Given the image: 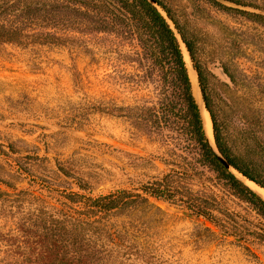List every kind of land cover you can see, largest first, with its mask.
<instances>
[{
	"label": "rangeland",
	"instance_id": "374dc122",
	"mask_svg": "<svg viewBox=\"0 0 264 264\" xmlns=\"http://www.w3.org/2000/svg\"><path fill=\"white\" fill-rule=\"evenodd\" d=\"M31 1L0 0V24L54 33L61 43L0 42V260L39 253L29 217L41 200L59 207L58 195L77 191L78 182L90 196L141 193L168 174L177 193L205 197L228 214L236 225L227 227L241 240L148 196L147 204L106 218V233L94 235L98 251L106 249L97 264H264L257 240L264 217L226 191L165 116L168 91L136 34L118 23L101 32L63 15L34 21L23 11ZM159 1L193 44L222 137L231 143L249 124L264 140V24L209 0ZM241 1L256 8L228 5L264 14V0Z\"/></svg>",
	"mask_w": 264,
	"mask_h": 264
},
{
	"label": "trees",
	"instance_id": "16d2710c",
	"mask_svg": "<svg viewBox=\"0 0 264 264\" xmlns=\"http://www.w3.org/2000/svg\"><path fill=\"white\" fill-rule=\"evenodd\" d=\"M11 1L13 0H3L5 4ZM157 1L175 23L190 54L212 122L216 146L237 171L264 189L263 137L259 131L251 129L249 124H244L237 136L238 139L231 143L222 137L206 91L205 78L195 60L193 44L169 9L159 0ZM209 1L224 9L240 11L252 21L264 24L263 13L230 6L256 8L253 5H247L241 0ZM9 6L14 7V4L11 3ZM46 6H50V9H46ZM51 10L54 15L46 17L43 14V11L51 12ZM23 11L28 15L35 14L34 21H55V16L63 15L64 20L82 19L88 24H96V29L101 32H113L114 24L118 23L123 28L127 27L129 32L136 34L145 56L154 62L168 91L163 106L165 116L168 120L177 121L182 132L197 145L201 165L214 172L226 191L248 203L256 213L264 217V201L225 169L207 144L182 54L172 31L154 6L146 0H32L25 3ZM28 38H32V41L38 44L61 43L54 33L41 32L37 35H29L19 31L15 24H0V42L24 44ZM222 70L230 78L226 70ZM148 110L153 112L152 116L155 117L156 111ZM188 172L186 171L187 175L196 176L195 173ZM63 174L67 176V173L63 172ZM172 183L166 174L160 180L143 185L141 193L132 194L122 189L104 195L90 196L82 192L86 190L85 186L78 182L77 191L69 188L58 195L59 207L41 200V203L30 213L29 226L33 229L32 232L38 235V239L31 243V246H34L39 253L23 258H6L0 260V264H97V260L105 261L102 254H106V249L98 251L94 240L95 233H101L105 229L106 218L124 214L127 210L143 203L147 204L148 196L168 201L177 207L182 206L183 209L211 223L220 233L231 234L241 240L239 235L227 227V225H236L228 214L211 207L210 200L205 197L183 196L177 193ZM214 210L220 216L214 215ZM205 230L215 234L209 227H205ZM258 235V242L264 245L263 235Z\"/></svg>",
	"mask_w": 264,
	"mask_h": 264
},
{
	"label": "water",
	"instance_id": "95a60500",
	"mask_svg": "<svg viewBox=\"0 0 264 264\" xmlns=\"http://www.w3.org/2000/svg\"><path fill=\"white\" fill-rule=\"evenodd\" d=\"M149 4H151L152 6L155 7V9L157 10V12L162 16V18L164 19V21L167 23L168 27L170 28V30L172 31L175 39H176V42L178 44V47L180 49V52L182 54V59L184 61V65H185V68L187 69V72H188V76H189V68L187 66V63L184 59V55H183V51H182V46L184 47V50L186 51V54L188 56V60L190 62V66H191V69L192 71L194 72V75H195V78H196V83H197V88H198V94L200 96V102L201 104H199L195 98V102L198 106V110H199V114H200V118H201V122H202V128H203V132H204V135H205V138H206V142L207 144L209 145L213 155L217 158V160L221 163V165L227 169L229 172H231L239 181H241V183H243L246 187H248L252 192H254L262 201H264V198L262 197V195L254 188H252L251 186L248 185L247 181H250L252 182L254 185H256L257 187L263 189L262 187H260L259 185H257L256 183H254L253 181L249 180L248 178H246L244 175H242L239 171H237L229 162L228 160L226 159V157L223 155V153L219 150V148L216 146V143H215V140H214V136H213V130H212V139L210 140L208 135H207V132L205 130V123H204V111H206L208 113V116H209V119H210V115H209V112L207 111L206 109V106H205V102L203 100V97H202V93H201V90H200V86H199V83H198V78H197V72L196 70L194 69L193 67V63H192V60H191V57H190V54L187 50V47L178 31V29L176 28L175 26V23L173 22V20L169 17V15L167 14L166 10L158 3L157 0H146ZM222 1V0H220ZM190 79V78H189ZM191 82V81H190ZM191 89H192V85H191ZM193 94V92H192ZM210 123H211V128H212V122H211V119H210ZM264 190V189H263ZM175 211L176 212H179L181 213L182 215H185L187 217H190V218H193L195 220H199L200 217L191 213L190 211L186 210V209H183V208H180V207H177L175 208ZM236 238V237H235ZM239 240V238H237Z\"/></svg>",
	"mask_w": 264,
	"mask_h": 264
},
{
	"label": "bare ground",
	"instance_id": "6f19581e",
	"mask_svg": "<svg viewBox=\"0 0 264 264\" xmlns=\"http://www.w3.org/2000/svg\"><path fill=\"white\" fill-rule=\"evenodd\" d=\"M182 51H183L184 59H185V61L187 63V66L189 68V71L191 72L192 78L194 80V87H197V83H196V78H195L194 72L191 69L190 62L188 60V56H187L186 51L184 50V47L183 46H182ZM189 78H190V75H189ZM190 81H191V78H190ZM191 85H192V81H191ZM193 95L195 96L197 102L199 104H201V102H200V96L198 94V88L196 90V95L194 93H193ZM203 115H204L205 130L207 132V135H208L209 139L211 140L212 139V128H211L210 119H209L208 113L206 111H204ZM247 183H248L249 186H251L252 188L256 189L262 195V197L264 198V190L263 189L257 187L256 185H254L250 181H247Z\"/></svg>",
	"mask_w": 264,
	"mask_h": 264
}]
</instances>
